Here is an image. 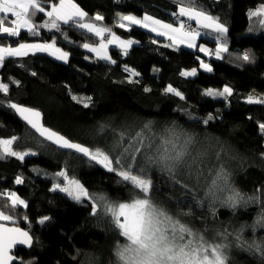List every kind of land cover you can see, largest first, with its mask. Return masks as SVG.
Instances as JSON below:
<instances>
[{
	"label": "trees",
	"instance_id": "trees-1",
	"mask_svg": "<svg viewBox=\"0 0 264 264\" xmlns=\"http://www.w3.org/2000/svg\"><path fill=\"white\" fill-rule=\"evenodd\" d=\"M76 3L90 16L95 13L103 15L104 20L98 24L110 27L124 39L139 43H134L126 56L118 47H111V56L117 63L110 64L82 47L84 43L99 41L98 37L86 31L76 32L64 25L62 29L68 40L47 29H41L40 36L22 31L18 38L21 42H51L56 39L57 45L70 54L69 60L63 62L46 53H37L9 58L0 67L3 82L10 79L20 81L19 85H10L8 94L0 93V101H3L0 104V138L19 137L13 145L14 150L31 149L39 158L28 163L16 157L0 160V191H14L28 202L26 209L16 210L17 216L21 217L17 224L34 237L33 246L17 249L16 255L33 264H83L84 252L102 248L98 251V261L103 264L113 259L111 248L117 242L124 243L110 218L104 214L99 200L97 213L93 215L92 204L87 199L80 203L59 190H52L55 183L63 182V178L57 179L53 175L57 168H67L70 178L78 179L93 195L102 194L125 201L133 192L130 186L118 183L119 177L115 173L90 164L87 158L79 154L69 156L68 150L57 151L50 143H41L42 139L19 119L13 109L7 107L9 102L41 110L45 124L51 128L74 141L106 151L116 136L112 131L97 135L101 125H110L116 132L126 131L132 135L149 121L153 122L154 132L175 124L195 134L198 148L209 153L223 149L222 156L231 172L233 186L246 196L259 194L264 200V158L260 155L264 153V133L258 128V123L264 122V105L246 102L249 94L264 96V32H247L250 23L248 11L264 4V0H199L205 10L220 17L228 28L229 52L223 54L224 59L202 55L198 49L184 46L167 47L168 44L157 40L152 32L138 26L131 30L118 27L117 13L126 15L137 8L173 22L175 17L171 13L178 11V5L172 0H76ZM45 18L38 14L36 20ZM10 19L8 17L6 24ZM16 40L3 37L0 43L15 46ZM153 40L157 42L152 43ZM200 40L208 41L213 46L211 49L215 50L214 38L201 37ZM249 49L255 56L254 63L237 59ZM203 58L210 60L212 72L199 67ZM125 65L140 73L134 78L139 83L128 82L129 73L124 70ZM192 68L197 69L196 76L180 75ZM169 84L182 92L184 99L166 93L164 89ZM225 85L233 89V95L227 100L204 94L207 88L222 90ZM145 88L151 91L145 92ZM73 95L90 96L93 103L86 108L74 101ZM210 113L215 119L203 124L202 120L207 119ZM127 142L126 138V146ZM42 159L47 165L40 162ZM17 176L24 178L23 184L15 183ZM152 179L156 185L152 191L153 199L173 212L177 208L191 209L192 214L182 219L208 239H212L217 231L227 229L233 232L242 225L254 224L260 212V204L241 206L233 212L217 202L214 205L216 215L213 216L209 202L198 207L190 193L155 170L152 171ZM181 179L203 196L202 187L196 186L194 181ZM203 183L201 181V185ZM257 189H261V193H257ZM4 200L0 197V203ZM24 216L28 220H23ZM44 216L50 219L40 224L38 221ZM243 238L249 242L262 240L264 228L246 227ZM232 239L229 238L230 241ZM229 256L231 264H261L258 255L235 245ZM16 264H21V261Z\"/></svg>",
	"mask_w": 264,
	"mask_h": 264
},
{
	"label": "snow or ice",
	"instance_id": "snow-or-ice-1",
	"mask_svg": "<svg viewBox=\"0 0 264 264\" xmlns=\"http://www.w3.org/2000/svg\"><path fill=\"white\" fill-rule=\"evenodd\" d=\"M172 2L178 5V11L171 13V16L175 17L171 23L148 13H144L142 17L117 13L118 27L131 30L133 26H138L158 36L167 37L171 41L166 45L167 47L186 45L189 48H198L207 55H215L217 59H224L223 54L229 52L226 39L228 28L221 22L220 17L205 10L199 0H172ZM38 14H43L46 18L37 21ZM9 16L11 19L6 24ZM249 16L257 18L259 26L264 29V4L250 10ZM103 20L104 16L100 13L90 16L76 3V0H0V38H17L15 46L11 43H0V67H3L9 58L27 57L37 53H47L57 60L67 62L70 54L58 47L54 38L51 42L44 43L21 42L18 39L22 31L31 36H40L41 29H47L56 30L68 40L67 34L62 29L64 25L85 30L98 37L97 44L84 43L82 47L95 53L99 60L116 64L117 61L109 54V46L115 45L126 56L128 49L139 42L121 39L110 27L97 23ZM193 21L196 27H192ZM254 30L249 28L250 32ZM202 34L214 37L216 42L214 51L202 44L197 45L196 41ZM156 42L152 41V43ZM197 59L199 60V57ZM237 59L247 63L255 62L251 49L243 52ZM199 67L207 72L213 71L212 66L203 60H200ZM124 70L129 73V83H139L134 78L140 73L127 65L124 66ZM32 75L35 76L36 73L33 72ZM180 75L196 76L197 69L182 71ZM19 83L20 81L13 79L5 83L3 78H0V93L8 94L10 85H19ZM144 91L149 92L151 89L145 88ZM164 91L184 99L183 93L171 84ZM204 94L227 100L233 95V89L225 85L222 90L205 89ZM72 99L86 108L93 103L90 96L73 95ZM246 102L264 105V96L249 94ZM0 104H3V101H0ZM7 107L13 109L30 129L42 138L41 143H50L57 151L69 150V156L79 154L86 157L90 164L115 173L119 177L118 183L130 186L133 195L129 200L112 201L105 195L90 193L78 179L70 178L67 168L53 174L57 179L63 178V182L55 183L52 190H59L80 203L87 199L92 204L93 215L97 213V201L102 202L104 214L110 218L114 229L124 240V243L117 242L114 247L115 264H231L229 252L234 245L258 255L261 264H264V239H253L249 242L243 238L246 227L264 228V200L259 194L246 196L233 186L231 172L222 156L223 149L209 153L208 150L197 147L195 134L188 133L175 124L154 132L153 122L149 121L132 135L126 131L116 132L110 125H101L97 135L112 131L116 136L114 143L106 151L100 147L94 148L74 141L45 126L43 114L36 108L14 102H9ZM214 119L215 116L210 113L202 123L207 125ZM258 128L264 133V122H259ZM18 139L19 137L14 135L7 139L0 138V160L16 157L23 161L29 155H37L31 149L14 150L13 145ZM260 155L264 158V153ZM153 170L190 193L198 207H203L206 201L209 202L213 216L216 215L214 205L217 202L220 206L232 209L233 212L241 206L260 204V212L254 224L242 225L239 230L233 232L227 229L217 231L212 239H208L203 232L194 230L182 219L192 214L191 209L185 211L177 208L173 212L162 202L153 199L152 191L156 187L152 179ZM182 177L202 187L203 196H199L197 190L190 188L189 184L181 179ZM201 181L204 182L203 185ZM15 183L23 184L24 178L17 176ZM261 191L257 189V193ZM0 197L5 198L4 202L0 203V264H14L17 260H20L21 264H33L32 261H23L21 257L12 255L13 249L18 245L27 247L33 245L30 232L16 226L21 219L17 216L16 210L21 207L26 209L28 202L14 191H0ZM22 219L28 220V217L24 216ZM49 219L50 217L44 216L38 222L44 224ZM230 237L233 238L231 241ZM79 254L77 250V255ZM84 264H98V261L94 256L87 254Z\"/></svg>",
	"mask_w": 264,
	"mask_h": 264
},
{
	"label": "rangeland",
	"instance_id": "rangeland-1",
	"mask_svg": "<svg viewBox=\"0 0 264 264\" xmlns=\"http://www.w3.org/2000/svg\"><path fill=\"white\" fill-rule=\"evenodd\" d=\"M257 8V7H256ZM256 8H253V9H250V10H254V9H256ZM250 10L248 11V15H249V12H250ZM145 12L141 9V8H138L135 12H134V15H136V16H138V17H142L143 16V14H144ZM149 14V13H148ZM151 15V14H150ZM9 17H11V16H9ZM156 17V16H155ZM156 18H158V17H156ZM158 19H160V18H158ZM249 19H250V23H249V27H248V30H247V32L248 33H253V34H257V33H259V32H264V29H261V27L259 26V24H258V22H257V18H251L250 16H249ZM161 20H163V19H161ZM165 21V20H164ZM165 22H168V21H165ZM169 23H171V22H169ZM73 28V27H72ZM249 28H254L255 30L254 31H249ZM72 30H74V31H76V32H82V30H80V29H76V28H73ZM146 30V29H145ZM52 31H56V30H52ZM83 31H85V30H83ZM148 31V30H147ZM153 33V32H152ZM118 35V34H117ZM153 35H154V37L157 39V40H159V41H162L163 43H167V44H169V43H171V41L167 38V37H165V36H158L156 33H153ZM106 37H107V34H106ZM120 37V36H119ZM201 37H204V38H214V37H212V36H208V35H201ZM201 37L196 41V43H197V45H204L205 47H207V48H209V49H211L213 46H211V44L208 42V41H204V40H200L201 39ZM120 38H122V37H120ZM122 39H124V38H122ZM124 40H128V39H124ZM39 42H41V43H44V42H50V41H39ZM28 43H34V42H28ZM98 43V42H97ZM97 43H89V44H92V45H95V44H97ZM58 46V45H57ZM187 47L186 45H178V46H176V47ZM58 47H60V46H58ZM111 47H116L115 45H111V46H109V54L111 55V53H110V48ZM61 48V47H60ZM189 48V47H188ZM63 49V48H62ZM86 49V48H85ZM190 49H193V48H190ZM196 49H198V48H196ZM64 50V49H63ZM89 53H91V54H93V55H95V53H93V52H91L89 49H86ZM65 51V50H64ZM47 54V53H46ZM201 54L202 55H207V54H205V53H202L201 52ZM96 56V55H95ZM207 56H209V55H207ZM212 56H214L215 57V55H212ZM52 57V56H51ZM69 60V59H68ZM203 61L205 62V63H208V64H210V60L209 59H207V58H203ZM64 62V61H63ZM211 65V64H210ZM191 70V69H190ZM189 70V71H190ZM208 89V88H207ZM219 90V89H218ZM38 155H29V156H27V157H25V161L28 163V162H31V161H33V160H39V158L37 157ZM42 164H44V165H47L46 164V162L42 159L41 161H40ZM55 169V168H54ZM61 170H63L62 168H57L56 169V171L57 172H59V171H61ZM106 196V195H105ZM109 198V200H112V201H118V200H115V199H111L110 197H108ZM129 200V199H128ZM125 201H127V200H125ZM102 203V202H101ZM93 249V250H92ZM101 249L102 248H100V249H95V248H91L90 250L91 251H89V252H84L83 253V255H82V261H83V264H84V261L86 260V255L87 254H90L91 256H94L95 258H96V260L98 261L99 259H98V256H99V254L100 253H98V251H101ZM111 250H112V255H113V259H109L106 263L104 262L103 264H115V257H114V247H112L111 248ZM98 264H100L99 263V261H98Z\"/></svg>",
	"mask_w": 264,
	"mask_h": 264
},
{
	"label": "water",
	"instance_id": "water-1",
	"mask_svg": "<svg viewBox=\"0 0 264 264\" xmlns=\"http://www.w3.org/2000/svg\"><path fill=\"white\" fill-rule=\"evenodd\" d=\"M20 104V103H19ZM22 105H25V106H27V107H31V106H28V105H26V104H22ZM32 108H34V107H32ZM37 109V108H36ZM39 110V109H38ZM41 113H42V111L41 110H39ZM16 113V112H15ZM17 114V113H16ZM43 114V113H42ZM17 116H18V114H17ZM19 117V116H18ZM19 119L21 120V121H23L20 117H19ZM25 124H26V122L25 121H23ZM43 123L45 124V121H44V115H43ZM27 125V124H26ZM28 126V125H27ZM45 126H47V127H50V126H48L47 124H45ZM29 127V126H28ZM51 128V127H50ZM29 129H30V127H29ZM53 129V128H52ZM30 130H32V129H30ZM53 130H55V129H53ZM34 133H36L34 130H32ZM56 131V130H55ZM37 134V133H36ZM62 134V133H61ZM38 135V134H37ZM42 139V138H41ZM69 151V150H68ZM86 158V157H85ZM102 168V167H101ZM106 170V169H105ZM10 224V226H11V223H9ZM16 226H18V227H20V228H23V229H25L24 227H22V226H20V225H18V224H16ZM25 230H27V229H25ZM28 231V230H27ZM30 235H32L31 234V232H30ZM32 237H33V235H32ZM33 244H34V237H33ZM33 246V245H32ZM31 246V247H32ZM31 247H27V246H22V245H18L15 249H13V251H12V255H14V256H17V257H19L18 255H16V250L17 249H19V248H23V249H30ZM20 260H17V261H15L14 262V264H16V263H18Z\"/></svg>",
	"mask_w": 264,
	"mask_h": 264
},
{
	"label": "crops",
	"instance_id": "crops-1",
	"mask_svg": "<svg viewBox=\"0 0 264 264\" xmlns=\"http://www.w3.org/2000/svg\"><path fill=\"white\" fill-rule=\"evenodd\" d=\"M138 9V8H137ZM137 9H135L132 13H129V14H133L134 15V12L137 10ZM127 15V14H126ZM194 22V21H193ZM194 24H195V22H194ZM195 27H196V24H195ZM83 31V30H82ZM117 35V34H116ZM203 35V34H202ZM117 36H119V35H117ZM122 39V38H121ZM128 40H131V39H128Z\"/></svg>",
	"mask_w": 264,
	"mask_h": 264
},
{
	"label": "built area",
	"instance_id": "built-area-1",
	"mask_svg": "<svg viewBox=\"0 0 264 264\" xmlns=\"http://www.w3.org/2000/svg\"><path fill=\"white\" fill-rule=\"evenodd\" d=\"M192 27H195L194 23H192Z\"/></svg>",
	"mask_w": 264,
	"mask_h": 264
}]
</instances>
